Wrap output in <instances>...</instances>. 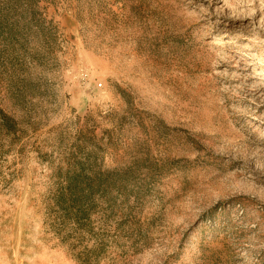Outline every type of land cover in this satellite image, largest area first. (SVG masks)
<instances>
[{
	"label": "rangeland",
	"instance_id": "1",
	"mask_svg": "<svg viewBox=\"0 0 264 264\" xmlns=\"http://www.w3.org/2000/svg\"><path fill=\"white\" fill-rule=\"evenodd\" d=\"M0 264H264V0H0Z\"/></svg>",
	"mask_w": 264,
	"mask_h": 264
},
{
	"label": "trees",
	"instance_id": "2",
	"mask_svg": "<svg viewBox=\"0 0 264 264\" xmlns=\"http://www.w3.org/2000/svg\"><path fill=\"white\" fill-rule=\"evenodd\" d=\"M88 194V193H87ZM73 195V194H72ZM84 198H85V195H84ZM74 200H71V202L73 203Z\"/></svg>",
	"mask_w": 264,
	"mask_h": 264
}]
</instances>
